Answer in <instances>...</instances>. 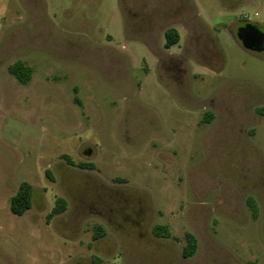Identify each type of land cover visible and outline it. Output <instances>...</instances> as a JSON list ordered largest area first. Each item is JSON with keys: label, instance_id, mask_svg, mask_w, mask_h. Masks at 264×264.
<instances>
[{"label": "rangeland", "instance_id": "1", "mask_svg": "<svg viewBox=\"0 0 264 264\" xmlns=\"http://www.w3.org/2000/svg\"><path fill=\"white\" fill-rule=\"evenodd\" d=\"M240 22L264 30V0H0V264H264V53Z\"/></svg>", "mask_w": 264, "mask_h": 264}, {"label": "trees", "instance_id": "2", "mask_svg": "<svg viewBox=\"0 0 264 264\" xmlns=\"http://www.w3.org/2000/svg\"><path fill=\"white\" fill-rule=\"evenodd\" d=\"M164 48L169 49L172 46L176 45L179 42V35L175 28H167L164 33ZM8 71L11 75H13L21 84H26L30 81L31 78V70L29 67L25 66L22 62L17 61L11 64L8 67ZM78 103V101L76 100ZM210 117H207L209 119ZM70 165H74L68 156H63ZM79 168H92L90 164H82L78 165ZM32 201V187L27 182H22L17 187V190L13 196L9 199L10 211L14 215H23L28 209L31 207ZM247 206L251 210L252 218H256L257 207L252 198H248ZM66 208L65 200L62 198H56L53 207L47 214V221L52 217L59 215ZM153 233L159 237H169L170 233L168 231L167 226L165 225H156L153 228ZM104 232L100 226H97L94 233L93 239H98L103 236ZM185 244L181 250V257L184 259L190 258L194 255L197 247V242L194 235L190 232H185L183 235ZM94 264H100L101 260L97 256H93Z\"/></svg>", "mask_w": 264, "mask_h": 264}, {"label": "water", "instance_id": "3", "mask_svg": "<svg viewBox=\"0 0 264 264\" xmlns=\"http://www.w3.org/2000/svg\"><path fill=\"white\" fill-rule=\"evenodd\" d=\"M246 27L240 28L238 30L237 35H236L237 39L242 43V46L245 49L261 51L262 48H259L258 46L256 47V45H259V46L264 45V32H261L260 30L255 29L257 33L256 35H251L250 33L242 35L241 31L246 29Z\"/></svg>", "mask_w": 264, "mask_h": 264}, {"label": "flooded vegetation", "instance_id": "4", "mask_svg": "<svg viewBox=\"0 0 264 264\" xmlns=\"http://www.w3.org/2000/svg\"><path fill=\"white\" fill-rule=\"evenodd\" d=\"M230 23H232L231 21H230ZM231 25V24H230ZM247 25H249V26H247ZM247 26V27H246ZM244 27H246V29H244L243 31H241V34L242 35H244V34H251V35H256L257 33H256V30L255 29H258V30H260V31H264V30H262L260 27H259V25L258 24H255V23H247V22H240V24L237 26V28H236V31H235V37L237 38V32H238V30L240 29V28H244ZM238 40V39H237ZM239 41V40H238ZM240 42V41H239ZM240 44H241V46H242V43L240 42ZM259 47V48H262V50L261 51H255V50H248V49H245L243 46H242V48L243 49H245L246 51H249V52H251V53H253V54H261V53H264V45H256V47Z\"/></svg>", "mask_w": 264, "mask_h": 264}]
</instances>
